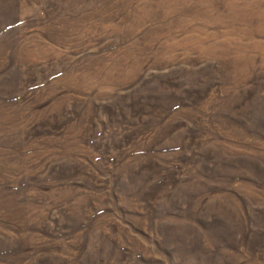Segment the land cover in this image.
Wrapping results in <instances>:
<instances>
[{
    "label": "rangeland",
    "instance_id": "374dc122",
    "mask_svg": "<svg viewBox=\"0 0 264 264\" xmlns=\"http://www.w3.org/2000/svg\"><path fill=\"white\" fill-rule=\"evenodd\" d=\"M0 264H264V0H0Z\"/></svg>",
    "mask_w": 264,
    "mask_h": 264
}]
</instances>
